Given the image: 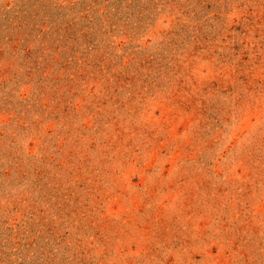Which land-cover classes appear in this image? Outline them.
<instances>
[{"label": "rangeland", "instance_id": "1", "mask_svg": "<svg viewBox=\"0 0 264 264\" xmlns=\"http://www.w3.org/2000/svg\"><path fill=\"white\" fill-rule=\"evenodd\" d=\"M0 264H264V0H0Z\"/></svg>", "mask_w": 264, "mask_h": 264}]
</instances>
